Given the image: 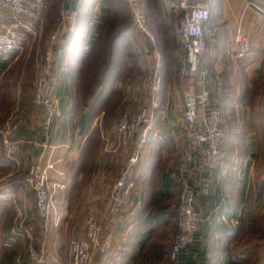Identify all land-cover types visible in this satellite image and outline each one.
<instances>
[{"label": "crops", "instance_id": "1", "mask_svg": "<svg viewBox=\"0 0 264 264\" xmlns=\"http://www.w3.org/2000/svg\"><path fill=\"white\" fill-rule=\"evenodd\" d=\"M190 1L209 8L207 45L198 72L182 80L177 0L142 5L150 38L135 30L124 5L133 30L126 42L134 48L136 69L124 70L115 84L121 108L135 111L148 103V77L155 69L162 77V107L154 113L141 153L132 203L115 216L107 212L112 185L137 134L116 131L123 112L116 118L107 112L115 93L105 97L106 107L82 129L80 114L72 111V87L60 68L59 50L51 82L61 116L46 125L47 113L34 104L24 83L29 41L11 51L0 47V126L13 115L18 129L12 139L21 142L14 160L0 149V264H30L22 237L27 226L33 228L35 248L47 255L45 264H71L69 246L84 237L87 212L101 222V237L113 240L107 253L93 252L91 264L108 259L114 264H264V5L250 0ZM108 9L105 0H79L77 26L88 29L83 46L97 41L98 30L112 18L106 15ZM102 16L105 20L99 19ZM7 20L0 0V27ZM238 29L251 40V51L242 60L229 52ZM65 30L62 21L56 28L61 39ZM122 77L126 81L121 83ZM202 89L209 91L222 115V161L213 169L202 167L199 159L187 162L184 156L185 99ZM33 163L53 165L48 178L55 201L47 217L39 214L25 182ZM181 179L193 186L201 218L193 243L173 263L169 252L177 234Z\"/></svg>", "mask_w": 264, "mask_h": 264}, {"label": "built area", "instance_id": "2", "mask_svg": "<svg viewBox=\"0 0 264 264\" xmlns=\"http://www.w3.org/2000/svg\"><path fill=\"white\" fill-rule=\"evenodd\" d=\"M74 5L63 13V21L67 30L74 32L79 16V0H71ZM129 7L135 30L150 38V32L139 0H123ZM47 0H1V8L7 13L8 20L0 27V47L5 51L17 49L22 42L37 37L43 21ZM71 3V2H70ZM180 12L178 18V34L181 57L178 65V77L186 79L198 72L201 55L206 49L204 27L209 19V8L204 3H192L190 0H177ZM62 39L56 31L49 35L45 44L43 59L38 67L33 84V102L41 105L47 116L45 124L49 125L55 117L61 116L58 103L52 95V76L56 66V54L59 52ZM251 51L250 37L236 31L229 48L230 56L235 60L245 59ZM160 72L155 69L148 77V103L135 111H124L116 125L121 134L137 133L127 161L118 178L112 185L108 215L115 216L132 203L134 197V176L139 164L141 153L146 146L155 111L162 107ZM222 115L212 105L209 91L202 89L186 96L182 135L185 141L184 156L187 162L199 159L202 167L217 168L222 161ZM18 125L14 116L6 118L0 126V149L9 160H14L19 152L21 142L13 140ZM53 168L51 163H33L28 167L25 182L31 189L36 200L40 215L47 217L54 208L55 193L49 185L48 171ZM179 202L177 206V234L171 245L169 259L176 262L180 253L194 241L198 231L201 213L195 206V192L187 179L179 183ZM264 193V191H263ZM2 197L0 196V201ZM101 222L94 213L85 215L84 237L72 241L69 246L71 264H91L94 251L107 253L111 250V236L101 237ZM22 237L26 240V259L30 264H45L47 255L34 246L33 228L22 229ZM17 264H21L20 260ZM105 264H114L108 259Z\"/></svg>", "mask_w": 264, "mask_h": 264}, {"label": "trees", "instance_id": "3", "mask_svg": "<svg viewBox=\"0 0 264 264\" xmlns=\"http://www.w3.org/2000/svg\"><path fill=\"white\" fill-rule=\"evenodd\" d=\"M250 1L264 5L263 0ZM105 2L109 3V0H105ZM107 14H110L113 19L110 18L106 21L104 26L115 25V31L103 34L102 37L97 34V41L93 45L85 47L83 46V40L88 29L85 25H78L74 32L66 33V48L63 49L62 58L59 61L60 68L65 72L74 88L78 83L82 88L78 95L83 101L80 99L77 101L76 98V102L80 104L76 107L73 105L72 110L76 114H80L82 129L87 127L90 118L96 116L98 112L106 107L105 97L110 98L114 93L115 100L109 107L107 106V112L114 118L120 114L122 98L121 93L115 91V84L121 78L127 64L132 61L136 63L134 48L126 42L127 35L133 32L127 8L124 5H109V9L106 11ZM99 19L105 20V16ZM208 21L205 23L204 32ZM103 27L100 29L101 31ZM93 53V58L97 57L95 59L98 61L97 64L87 59ZM72 61L76 67H71ZM72 70L73 73H71ZM90 101H92L91 104H89Z\"/></svg>", "mask_w": 264, "mask_h": 264}, {"label": "rangeland", "instance_id": "4", "mask_svg": "<svg viewBox=\"0 0 264 264\" xmlns=\"http://www.w3.org/2000/svg\"><path fill=\"white\" fill-rule=\"evenodd\" d=\"M139 1L141 2L142 5H154L155 4V0H139ZM171 1L175 2V0H171ZM70 2H71V0H49L47 3V9H46L43 21L40 25L39 34L37 35V37L35 39L30 40L28 45H27V55L24 58L25 67H26V76H25L24 83L27 85V87L29 88V90L31 92L32 101H33V84H34V81L36 79L38 67L40 65V62L43 59L45 44L47 42L49 35L53 32H56V28L63 21V13L67 10V9H65V5L67 3H68V5H72ZM105 4L106 5H127L123 0H109V3L105 2ZM115 28H116L115 25H111L109 27L104 26L102 31L100 30V32H98V34H99V36L102 37L103 34H108L112 31H115ZM65 31L66 32H65L64 36L62 37V42H61L60 49H59L60 51H63V49L66 48V39L67 38L65 39V35L67 32H69L67 30V27H66ZM93 55H94V53L91 54L87 59H90V61L92 63L97 64L98 61L95 60L97 57L94 59ZM74 65H73V61H72L71 67H76ZM129 66H130V68L125 69L127 71V73L136 69L135 68V62H133V61L129 63ZM71 73H73V70L71 71ZM85 79H86V77H85ZM125 81H126V78L122 77L121 83L125 82ZM70 85L72 87L73 105H75V107H76V105L80 104V103L76 102V98H77V101H79V99L83 101V99L78 95L79 91H81L82 88H80L79 83L76 86L77 88L76 87L74 88L71 81H70ZM123 110H124V108H123ZM123 110L121 111V113L123 112ZM10 116L13 117V115H10Z\"/></svg>", "mask_w": 264, "mask_h": 264}, {"label": "water", "instance_id": "5", "mask_svg": "<svg viewBox=\"0 0 264 264\" xmlns=\"http://www.w3.org/2000/svg\"><path fill=\"white\" fill-rule=\"evenodd\" d=\"M66 9H68V5H65Z\"/></svg>", "mask_w": 264, "mask_h": 264}]
</instances>
